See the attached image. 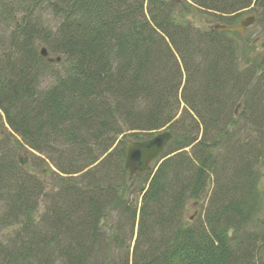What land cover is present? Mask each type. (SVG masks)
<instances>
[{
	"label": "trees",
	"instance_id": "1",
	"mask_svg": "<svg viewBox=\"0 0 264 264\" xmlns=\"http://www.w3.org/2000/svg\"><path fill=\"white\" fill-rule=\"evenodd\" d=\"M249 12L260 50L214 29ZM161 129L152 171L126 176L125 141ZM261 162L264 0H0V264H264Z\"/></svg>",
	"mask_w": 264,
	"mask_h": 264
},
{
	"label": "water",
	"instance_id": "2",
	"mask_svg": "<svg viewBox=\"0 0 264 264\" xmlns=\"http://www.w3.org/2000/svg\"><path fill=\"white\" fill-rule=\"evenodd\" d=\"M172 1L178 2L179 0ZM254 21V16L248 15L243 17L239 21V24L237 26L233 27L225 24L216 25L214 29L232 31L242 34L243 30L252 25ZM39 52L40 56L50 64L59 63L61 60L60 57H50L45 47H41ZM171 138V133L167 130H163L143 141L126 140L123 158L124 173L130 178H139L151 172L152 162L161 154V152L164 150ZM17 162L20 166L24 167L30 174L35 176L39 175V172L34 170L30 166L25 153L21 159L17 158ZM42 174L47 177L50 175V171L46 170V168L44 167L42 169ZM45 185L48 186V183H45ZM259 213L261 215V221L264 224V190L261 195ZM192 217L193 216H191V219Z\"/></svg>",
	"mask_w": 264,
	"mask_h": 264
},
{
	"label": "rangeland",
	"instance_id": "3",
	"mask_svg": "<svg viewBox=\"0 0 264 264\" xmlns=\"http://www.w3.org/2000/svg\"><path fill=\"white\" fill-rule=\"evenodd\" d=\"M250 14H253V13L252 12L246 13L242 17L250 15ZM187 18L192 23L197 25L198 27H204L202 19L199 18V16L196 13L193 12L191 14H188ZM260 29H261L260 25L257 24L255 21V23L253 25H251L250 27H248L244 33L245 34L244 37L246 38V40H248L249 38L255 39V41H254L255 46L254 47L258 50H260V44H259V42H260V40H259ZM48 79H49L48 75L46 74L42 79L44 85L49 82ZM239 111H240V108H237L236 109L237 114L239 113ZM161 130H163V129H161ZM24 153H25L28 161H31L33 164H35V167L39 171L44 167L46 168V170L50 171V175L47 178H44L42 176H40V178L42 180H45L48 183L49 182L52 183L53 178H55V176H54L55 175V168L53 167V165L51 163H49L48 161H46L42 156H40L36 152L31 153V151L25 147H22L19 150V152L17 154L18 158L21 159L24 156ZM151 166L154 167V162L151 164ZM262 172H263L262 178H261L262 180H261V184H260L261 190H262V182L264 181V171H262ZM51 177H53V178H51ZM133 183L134 184L131 185V191H130L132 193H130L128 196H126L127 203L129 202V204L131 203L132 205H136V207H139L140 197L137 194H134V192L136 191V189L139 186L137 185V182L134 181ZM204 205H205V201H200V203L199 202H193L191 200L188 201V203L186 205L185 213H184L186 221L193 222L195 220L196 221L202 220V218H203V206ZM42 209L43 208L41 207L40 211H42ZM191 216H193L192 219H191ZM120 219H121L120 215L117 212H112V214H110L108 216L107 220H105V223H107L108 226L111 227L110 232L112 231L114 234L116 233V225ZM136 231H137V221L135 222L132 229H131L129 224H125V227L122 230V234L124 235V237H123L124 241L127 242L129 240V238H131V237H132V241H133L135 238V235H136ZM131 245H132V242L130 243V246Z\"/></svg>",
	"mask_w": 264,
	"mask_h": 264
},
{
	"label": "flooded vegetation",
	"instance_id": "4",
	"mask_svg": "<svg viewBox=\"0 0 264 264\" xmlns=\"http://www.w3.org/2000/svg\"><path fill=\"white\" fill-rule=\"evenodd\" d=\"M262 166L264 167V163H262ZM263 188H264V181H263Z\"/></svg>",
	"mask_w": 264,
	"mask_h": 264
}]
</instances>
